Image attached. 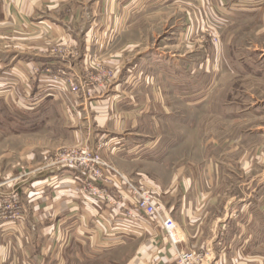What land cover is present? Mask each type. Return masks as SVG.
<instances>
[{
  "label": "rangeland",
  "instance_id": "1",
  "mask_svg": "<svg viewBox=\"0 0 264 264\" xmlns=\"http://www.w3.org/2000/svg\"><path fill=\"white\" fill-rule=\"evenodd\" d=\"M36 2L42 24L28 19L27 27L0 29V168L9 165L17 169L12 177L24 175L29 168L16 164L22 151L29 165L40 160L41 168L72 169V193L112 209L120 200L109 199L114 196L106 179L121 183L123 176L176 224L185 203L197 200L190 206L207 215L204 236L221 242L219 248L239 250L245 261L264 262V0L28 1L32 8ZM81 99L88 115L78 109ZM38 101L49 102L53 112L25 109ZM47 112L54 120L70 113L79 122L52 121L58 129L52 134ZM88 116L97 131L92 149L69 135L86 130L80 119ZM119 135L140 142L141 154L155 152L143 167L168 187L166 194L119 169L111 154ZM85 148L104 162L106 179L53 166L60 155ZM88 183L106 195L92 196ZM1 196L0 218H6L10 211ZM11 200L21 204L18 187ZM135 213L132 202L125 216L118 215L121 221L114 214L110 219L111 227L124 231L116 246L110 238L101 244L70 235L54 239L52 249L53 239L45 238L43 264H129L140 258L156 228ZM178 234L181 241L179 226ZM192 252L206 259L202 251Z\"/></svg>",
  "mask_w": 264,
  "mask_h": 264
},
{
  "label": "crops",
  "instance_id": "2",
  "mask_svg": "<svg viewBox=\"0 0 264 264\" xmlns=\"http://www.w3.org/2000/svg\"><path fill=\"white\" fill-rule=\"evenodd\" d=\"M28 1L0 0V29H5L6 27L12 29L13 26H18L19 28L27 27L28 19L40 20L38 23H41L43 19L41 13V19L38 17L39 12H41L38 8V2L35 4L36 7L32 8ZM32 1L30 0L31 3ZM52 96L54 97V95ZM82 101L81 99L78 109L83 108L82 116L84 114L88 115V108ZM47 103L49 102L38 101L32 105V108H28L25 105V109H33L36 112H40L41 109L45 111L51 110L50 105H47ZM122 105L125 107L128 104ZM8 106L9 109L13 107L11 105ZM128 109H126L127 112ZM86 111L87 113H85ZM48 112L46 113V119L47 121L51 119L50 124L52 127L50 130L52 134L58 133V129L54 128L56 124L53 126V123H59V121L63 120L67 124L69 122L73 124L75 120L77 121V119L69 117L70 113L66 115L67 118L59 119L55 117L54 120L53 116L49 117ZM51 112L53 111L51 110ZM124 114L125 112L116 121L117 127L122 125ZM81 120L84 121V125L87 127L86 130L75 129L69 135L73 136L75 142L78 143L85 140L91 149L95 148L96 125L92 124V119L89 116L83 117ZM124 121L126 122L127 118H124ZM119 136L121 137L117 138L119 140L117 150L111 153L115 157V162L119 169L131 178L145 179L148 184L154 187L153 191L155 193L161 194L163 192L166 194L168 187L162 188L156 182L157 178L154 172L145 171L143 167V162H152L151 155L155 152L147 151L141 154L140 142L134 143L128 135ZM113 142L114 140H110L109 145H112ZM54 144V147L59 146L58 141ZM7 154L9 155L4 157L10 158L11 152ZM28 160V157L23 156L21 151L20 160L16 164H20L21 168L29 169L20 177H12L13 174L17 173L16 168H9V165L5 168H0V176L4 175V182L0 184V199L1 195H3V198L7 200L6 203L9 204L13 187H18L22 194L20 204L21 218L16 222L7 218H0V264H43L44 239L48 237L53 239L52 249H56L54 239L62 236L69 237L70 235L87 239H100L101 244L104 243L103 240L110 238L115 242L113 246L118 244V241L124 235V231H122V227L118 228L117 225L111 227L109 221L113 214L117 218L118 215L123 213L125 206L128 207L132 205V202H136L127 194L124 186L117 178L108 177L110 185H106L109 188V193L114 196L109 199L111 201L114 199L120 200V206L112 209L104 205V202H97L89 198L88 200L82 197L77 198L76 193H72V188L77 183L73 180V177L69 176L77 173V171L68 168L45 169L40 167V160H37L35 164L30 163V165ZM151 174L155 178H152ZM171 190L172 188L170 187V193ZM191 204L194 206L197 204V200L192 203L190 201L185 203V206H183V208L185 207V213L182 210L183 218L179 222L177 221L182 235L179 245L182 250L202 251L206 254L205 264H264L262 261H245V258L240 257L239 250L237 252L231 251L229 248H219L221 242H218L215 238L204 236V223L207 215L194 213V208L192 209ZM125 215L122 214V216ZM122 216L118 217L119 219L117 220L121 221L123 219ZM150 220L149 222L156 229L153 228L148 233L151 238L145 246L146 250L144 252L141 251L142 253L139 252L141 257H135L129 264H175V252L167 240L164 230L161 227H157L153 220Z\"/></svg>",
  "mask_w": 264,
  "mask_h": 264
},
{
  "label": "built area",
  "instance_id": "3",
  "mask_svg": "<svg viewBox=\"0 0 264 264\" xmlns=\"http://www.w3.org/2000/svg\"><path fill=\"white\" fill-rule=\"evenodd\" d=\"M60 165L64 167L73 166V168L79 167L86 171L94 180L106 179L103 175V170L106 168V165L100 160L97 153L92 152L88 148L72 150L60 155L53 166L58 167ZM120 180L121 183L126 186V189L130 188L129 190L133 196L132 198L137 205V213H135L136 217H139L138 215L140 213H144V215L153 220L158 227H161L164 230L167 240L175 250V264H204L205 258L202 254L177 248L181 242L178 236V226L172 217L164 213L162 207L153 199V197L146 192L142 193L140 189L134 187L125 177L121 176ZM106 182L109 183L108 178L106 179ZM85 186H87L85 190H89V193L94 197L106 195L105 191L103 192L100 189H97L90 183ZM6 210L10 211V216L6 217L7 219L18 220L21 218L20 204L18 201H15L14 204L10 202L6 207ZM13 210H19V212L14 213L12 212Z\"/></svg>",
  "mask_w": 264,
  "mask_h": 264
}]
</instances>
